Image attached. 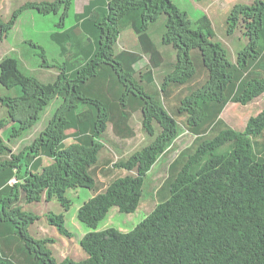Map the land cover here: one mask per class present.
Masks as SVG:
<instances>
[{"label": "trees", "instance_id": "16d2710c", "mask_svg": "<svg viewBox=\"0 0 264 264\" xmlns=\"http://www.w3.org/2000/svg\"><path fill=\"white\" fill-rule=\"evenodd\" d=\"M61 6L59 30L50 39L63 60L52 82L23 73L13 57L0 59V84L19 88L17 95H0V108L17 124L10 135L30 130L50 101L61 98L45 127L18 153L0 137V155L10 152L0 159V264H264V109L240 131L219 117L227 103L246 105L264 93V0L235 3L229 10L226 34L239 28L247 40L234 62L213 40L208 18L192 22L172 0H89L72 13L69 27L63 23L72 0L27 1L7 20L0 18V34L7 36L25 10L48 15ZM161 16L160 42L176 55L160 92L165 96L172 86L182 87L206 72L173 113L157 89L143 84L151 82L153 69L167 65L150 31ZM125 29L132 30L138 50L115 52ZM143 54L149 65L136 76L134 66ZM47 66L55 67L44 59L41 67ZM135 112L152 139L115 162L113 167L127 174L100 191L90 167L102 148L101 136L111 123L116 137H134L129 121ZM177 116L185 117L195 139L169 163L163 199L130 231L96 230L112 207L126 214L137 209L147 173L178 135ZM68 137L73 142L65 145ZM43 156L52 162L43 166ZM13 177L17 182L8 184ZM74 187L92 191L77 211L89 229L79 239L85 257L57 259L47 244L53 238L29 233L37 216L22 210L19 201L38 202L44 196L68 210L64 192ZM50 213L49 224L71 237L64 214Z\"/></svg>", "mask_w": 264, "mask_h": 264}, {"label": "rangeland", "instance_id": "374dc122", "mask_svg": "<svg viewBox=\"0 0 264 264\" xmlns=\"http://www.w3.org/2000/svg\"><path fill=\"white\" fill-rule=\"evenodd\" d=\"M27 1H52V0H0V18L7 20L11 13L20 5ZM253 0H172V2L180 10L186 12L188 18L195 22L201 15H205L210 27L214 30L213 40L219 41L227 50L228 59L235 61L236 53L244 44L246 37L243 36L241 29L237 28L234 33L226 34V19L231 6L235 3H251ZM89 0H72V11L65 18L63 26L69 27L74 22L72 13L81 12L82 7ZM62 6L56 14L42 15L36 10H25L17 19L14 27L9 31L8 35L0 34V59L9 56L17 60L18 68L23 73L35 77L41 82H52L59 73L58 66L62 62V58L58 55L59 48L56 43L50 39V34L59 30V17L62 12ZM163 16L157 19V22L150 28L151 36L160 51L163 58L162 67L153 69L151 82H143L146 89H151L160 92V84L164 76L169 73L175 64L176 52L169 45L161 44V33ZM162 26V27H161ZM131 29L122 31L113 46L115 52L128 47L130 50H138L136 38H133ZM37 46V47H35ZM40 48L44 49L45 55H40ZM44 59L55 67H41ZM149 65L148 56L143 54L142 58L134 66L136 76L143 72ZM206 72L199 73L192 81L182 85V87L172 86L167 95L160 92V97L163 105L169 112L177 108L180 101L185 96L189 95L191 89L199 86L205 79ZM19 93L18 87L6 89L0 84V95L14 96ZM165 94V93H164ZM159 96V95H158ZM61 103V98L57 97L42 111L37 123L28 131L20 136H12L11 131L13 126H17L6 116L5 108H0V137L5 145L9 147L13 154L18 153L25 145L30 144L40 130L45 127L47 121L52 116L57 106ZM264 109V93L252 102L241 105L235 102H229L225 105L220 118L222 121L235 130H243L247 120L256 116ZM178 135L173 139L172 144L168 147L167 152L160 158L145 178L146 185L144 186L141 200L137 209L133 213H122L116 207H112L105 218L97 225L96 230H103L114 227L122 232L130 231L139 221H141L158 203L163 199L164 189L167 174V168L170 162L180 153L183 152L195 139V135L188 132L185 125V117L177 116ZM129 126L133 129L135 135L132 138L121 139L114 135L111 129V123L101 136L102 148L98 153L97 161L90 167V172L97 180L98 190H103L114 178L122 177L127 174V171L113 167V164L121 159H125L133 151L145 145L152 137H149L142 126V117L140 112L133 113ZM72 129L67 130L71 133ZM159 130L156 129V132ZM73 142L72 137L64 140L65 145ZM8 154L0 155V159L8 158ZM42 165H48L52 159L42 157ZM17 182L16 177H13L8 184L13 185ZM64 195L70 202L68 210H62L60 204L52 199L44 200L42 196L38 202L26 203L23 199L19 201L22 210L31 212L37 216L34 223L28 227L29 233L35 238H53V241L48 242V247L52 254L57 259L64 257H72L74 260H80L85 257V253L79 246V239L89 229L77 219V211L81 208L85 201L92 196V191L89 189L74 187L65 190ZM52 213L64 214V221L67 231L71 237H66L56 231L55 227L49 224L48 215Z\"/></svg>", "mask_w": 264, "mask_h": 264}, {"label": "crops", "instance_id": "0c3cea01", "mask_svg": "<svg viewBox=\"0 0 264 264\" xmlns=\"http://www.w3.org/2000/svg\"><path fill=\"white\" fill-rule=\"evenodd\" d=\"M23 12H24V11H23ZM23 12H22V13H23ZM22 13H21V14H22ZM21 14H20V15H21ZM20 15H19V16H20ZM19 16H18V17H19ZM17 20H18V19H17ZM17 20H16V21H17ZM15 23H16V22H15ZM14 25H15V24H14ZM13 27H14V26H13ZM13 27H12V28H13ZM12 28H11V29H12Z\"/></svg>", "mask_w": 264, "mask_h": 264}]
</instances>
